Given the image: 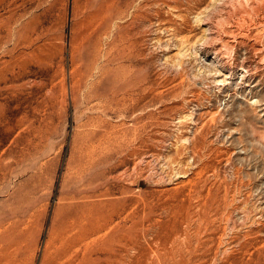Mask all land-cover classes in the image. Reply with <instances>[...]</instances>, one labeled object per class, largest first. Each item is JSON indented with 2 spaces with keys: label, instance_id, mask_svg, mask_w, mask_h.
I'll list each match as a JSON object with an SVG mask.
<instances>
[{
  "label": "rangeland",
  "instance_id": "1",
  "mask_svg": "<svg viewBox=\"0 0 264 264\" xmlns=\"http://www.w3.org/2000/svg\"><path fill=\"white\" fill-rule=\"evenodd\" d=\"M0 264H264V0H0Z\"/></svg>",
  "mask_w": 264,
  "mask_h": 264
}]
</instances>
